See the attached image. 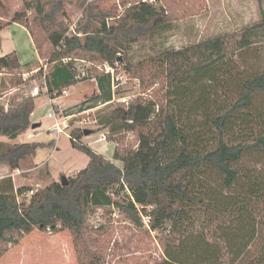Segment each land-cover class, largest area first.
I'll use <instances>...</instances> for the list:
<instances>
[{
	"label": "trees",
	"instance_id": "16d2710c",
	"mask_svg": "<svg viewBox=\"0 0 264 264\" xmlns=\"http://www.w3.org/2000/svg\"><path fill=\"white\" fill-rule=\"evenodd\" d=\"M100 1L90 0L75 32L66 35L69 25L59 19L61 0H25L54 47L47 71H36L50 98L80 79L71 60L63 58L80 51L113 64L117 53L148 41L170 23L166 11L146 0L124 4L118 14L115 4ZM11 22L29 31L25 13L15 14ZM263 49L264 12L239 32L167 49L136 63L135 76L144 90L159 85L162 100L117 102L95 117L100 127L119 124L124 131H136V148L123 154L114 150L119 166L82 143L84 132L76 128L71 146L88 161L67 177L66 185L52 181L25 203L17 196L32 189L14 188L10 175L0 178V257L7 244L18 243L14 234L34 228L68 229L80 239L89 210L115 206L134 225L161 232L163 255L153 264H264ZM35 65L37 61L21 64L14 51L0 56V72L9 75ZM95 79L98 93L68 106L70 111L111 102L110 74ZM21 83L20 75L11 78V87ZM33 109L32 96L6 108L0 104V136L24 134L33 125ZM41 146L35 141L7 145L0 150V163L19 169L34 160ZM87 264L100 263L90 258Z\"/></svg>",
	"mask_w": 264,
	"mask_h": 264
},
{
	"label": "rangeland",
	"instance_id": "374dc122",
	"mask_svg": "<svg viewBox=\"0 0 264 264\" xmlns=\"http://www.w3.org/2000/svg\"><path fill=\"white\" fill-rule=\"evenodd\" d=\"M89 1L61 0L63 15L59 19L69 26L77 23ZM134 1L136 0H101L100 3L110 6L115 4L118 14ZM146 1L166 11L170 19L169 25L158 28L148 41L130 44L125 51L117 53L118 58L113 64L93 53H71V58L66 61L71 60L80 79L67 87L65 93L52 99L46 93L43 75H38L36 71L39 68L44 73L47 71V63L54 47L34 19L35 10L27 8L25 0H0V56L14 51L21 64L37 61V65L29 71L22 68L11 75L0 72L1 105L6 108L10 102L22 96L34 98L30 119L32 124L37 125L22 134L20 140L43 143L34 160L22 164L18 172H9L14 188L28 186L32 189L17 196L20 202H28L36 190L52 181H60L63 175L68 177L74 174L85 167L88 161L84 152L71 146L68 135L51 132L53 119L47 116L48 112L74 115L67 121L65 132L70 135L76 128L83 132L87 130L80 141L121 166L120 161L113 159L114 150L123 154L127 149L136 148V131H124L119 124L111 128L100 127L92 120L104 116L117 102L127 105L139 97L162 100L159 85L144 90L139 78L135 76V64L148 61L167 49H178L213 36L239 32L258 21L264 12V1L259 3L258 0ZM17 13L26 14L29 31L21 24L11 22ZM105 66L111 67L114 75L119 78L113 87L111 79L109 80L111 102L97 103L93 108L84 109L86 112L77 109L70 111L68 106L98 93L95 77L104 72ZM80 70L88 77L83 79ZM19 75L22 83L11 87V78ZM35 87L38 90H33ZM87 117L91 121L84 119ZM27 132L33 134L32 138L27 137ZM101 133H105L106 140L98 141ZM16 142L21 141L0 136V150ZM8 168L5 163H0V177L7 176L2 175ZM122 195L123 193L114 195V198ZM144 221H147L146 218ZM160 235L161 232L150 230L145 224L134 225L115 206L94 207L86 215L80 239L75 240L68 229L51 232L49 229L34 228L21 236L14 234V237L18 236V243L6 245L7 251L0 257V264H87L90 258L98 260L100 264H153L163 255V247L158 238Z\"/></svg>",
	"mask_w": 264,
	"mask_h": 264
},
{
	"label": "built area",
	"instance_id": "2783aa9c",
	"mask_svg": "<svg viewBox=\"0 0 264 264\" xmlns=\"http://www.w3.org/2000/svg\"><path fill=\"white\" fill-rule=\"evenodd\" d=\"M118 6H119V4H118ZM75 25H76V23H73L72 25L69 26V29H68L66 35H70V33L75 32V30H74L75 29ZM62 60L63 61L69 60V57H65ZM104 72L110 74V76H111V82H112V87H113L114 82L115 81H118L119 78L114 75V72H113V70H112L111 67L105 66L104 67ZM80 73L82 74V76H87L83 70H80ZM33 90H38V89L35 87ZM65 92H66V90H63L62 93H65ZM33 93H34V91H33ZM84 111L86 112V110H84ZM47 116L53 119V123L50 126L51 132H54L57 135L58 134H61V133H65L66 135H68V137H70V135L65 132V128L68 126L67 121L70 118H72L74 115H71V114L65 115L62 112L55 113V112L52 111V112H48L47 113ZM84 119L85 120H90V118H88V117L87 118H84ZM92 122H96V119H93ZM26 135H27L28 138H31L33 136V134L30 133V132H27ZM102 140H106L105 133H101V135H100V137L98 139V141H102Z\"/></svg>",
	"mask_w": 264,
	"mask_h": 264
},
{
	"label": "crops",
	"instance_id": "0c3cea01",
	"mask_svg": "<svg viewBox=\"0 0 264 264\" xmlns=\"http://www.w3.org/2000/svg\"><path fill=\"white\" fill-rule=\"evenodd\" d=\"M32 138V137H31ZM21 139V135H19L17 138H15V141L16 140H19V141H21V142H32L33 140H20ZM12 140H14V139H12ZM7 168V167H6ZM8 169H10V168H8ZM8 169H6V171H4V173H3V175L2 176H8V175H10V173L9 172H11V171H16V172H18L19 171V169H13V170H8ZM8 170V171H7ZM15 173V172H14ZM13 174V173H12ZM0 178H2V177H0Z\"/></svg>",
	"mask_w": 264,
	"mask_h": 264
},
{
	"label": "water",
	"instance_id": "95a60500",
	"mask_svg": "<svg viewBox=\"0 0 264 264\" xmlns=\"http://www.w3.org/2000/svg\"><path fill=\"white\" fill-rule=\"evenodd\" d=\"M37 124H33L32 125V128L36 127ZM84 133L86 134L87 133V130H84ZM60 182L62 185H66L67 184V177L66 176H62L61 179H60Z\"/></svg>",
	"mask_w": 264,
	"mask_h": 264
}]
</instances>
